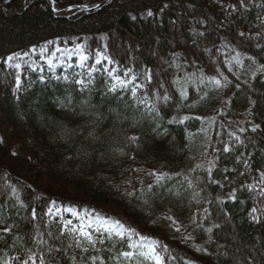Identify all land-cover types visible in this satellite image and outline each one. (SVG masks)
<instances>
[{"label": "trees", "instance_id": "trees-1", "mask_svg": "<svg viewBox=\"0 0 264 264\" xmlns=\"http://www.w3.org/2000/svg\"><path fill=\"white\" fill-rule=\"evenodd\" d=\"M102 1L0 0V262L121 264L145 237L165 264H264V0L79 8ZM48 43L85 62H7ZM66 208L127 238L84 251Z\"/></svg>", "mask_w": 264, "mask_h": 264}, {"label": "snow or ice", "instance_id": "snow-or-ice-1", "mask_svg": "<svg viewBox=\"0 0 264 264\" xmlns=\"http://www.w3.org/2000/svg\"><path fill=\"white\" fill-rule=\"evenodd\" d=\"M125 75H127V73H125ZM120 83L123 87L127 88L129 84H132V80H129L127 84H124L123 82ZM214 83L218 87L220 86L219 80L214 81ZM136 87L138 88L139 85H136ZM132 95H136L135 88L132 89ZM132 139L135 141L137 138L133 137ZM224 151L227 152L229 149L225 148ZM197 167L200 166L197 165ZM150 174L156 177V185H162L165 179H171V177H168L167 174H157L155 172ZM188 186L189 188L192 187L191 182H189ZM152 187L153 186H149V191L152 190ZM79 219L81 220L80 224L72 226V221H68L67 225L68 231L73 236L76 247H83L84 251H88L89 248L95 249L97 244H103L105 243V240L111 241L113 240V237H116L119 240L127 238V229L118 222L98 224L94 227L93 222H90L84 216H80ZM168 219L171 220L170 217H168ZM172 223L175 224V221H172ZM175 230L179 231V228L177 227ZM206 231L211 233L212 229L209 228L206 229ZM61 234L63 235L64 233L62 232ZM40 242L43 243V241ZM127 247L128 249L134 250L120 253L121 264H126V262H132V264H165L161 252H167L168 249L166 246L160 245L158 241H151L148 238L141 237L139 238L138 243L128 244ZM197 251H202V249H197ZM29 261H33V264H35L32 256H29L28 260L24 261V264H28ZM0 264H2V262H0ZM41 264H43V261H41ZM92 264H104V261L94 258L92 260Z\"/></svg>", "mask_w": 264, "mask_h": 264}, {"label": "rangeland", "instance_id": "rangeland-1", "mask_svg": "<svg viewBox=\"0 0 264 264\" xmlns=\"http://www.w3.org/2000/svg\"><path fill=\"white\" fill-rule=\"evenodd\" d=\"M241 6L242 4H238L237 6L235 5L234 7H232V9L235 11ZM53 43H48L46 45H43L42 47L34 48L29 53L11 55L8 57L7 62L9 64H15L16 67H19L20 65L28 66V65H31V61L33 58L32 55H36L35 53H38V54L45 53V56H47L48 64L56 63L55 65H58L59 63L68 61L69 59H71V57H75L79 65H82L85 62L86 57L83 54L82 48L79 45L75 47H69V48H63V47L56 46L54 50L50 52L48 48L49 46L53 45ZM64 211L68 215L66 218V223L68 221H72V226H76L81 223V220L79 219L80 216H84L90 222H93L94 227L97 226L98 224H110L111 223L110 221H107L104 219H97V218H100L97 216H90L84 213L79 214L72 208H66ZM54 213H60V210L59 209L55 210ZM66 226L68 225L66 224ZM138 242H139V238L134 242V244ZM131 250H134V249H131Z\"/></svg>", "mask_w": 264, "mask_h": 264}, {"label": "water", "instance_id": "water-1", "mask_svg": "<svg viewBox=\"0 0 264 264\" xmlns=\"http://www.w3.org/2000/svg\"><path fill=\"white\" fill-rule=\"evenodd\" d=\"M110 1H112V0H104L101 3H97V4H94V5L89 6V7L82 6V7H80V9L85 11V12H88L91 10H98V9L102 8L104 5H106L107 3H109ZM0 6H1V4H0ZM67 9H69V8H67Z\"/></svg>", "mask_w": 264, "mask_h": 264}, {"label": "bare ground", "instance_id": "bare-ground-1", "mask_svg": "<svg viewBox=\"0 0 264 264\" xmlns=\"http://www.w3.org/2000/svg\"><path fill=\"white\" fill-rule=\"evenodd\" d=\"M68 227V226H67Z\"/></svg>", "mask_w": 264, "mask_h": 264}]
</instances>
